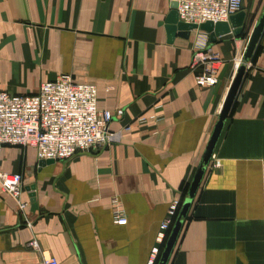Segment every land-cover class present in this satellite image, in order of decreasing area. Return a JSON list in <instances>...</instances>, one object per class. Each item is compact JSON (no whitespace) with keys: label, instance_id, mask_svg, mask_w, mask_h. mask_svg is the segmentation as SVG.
<instances>
[{"label":"crops","instance_id":"0c3cea01","mask_svg":"<svg viewBox=\"0 0 264 264\" xmlns=\"http://www.w3.org/2000/svg\"><path fill=\"white\" fill-rule=\"evenodd\" d=\"M263 5L243 0L241 29L228 19L230 31L210 40L199 28L170 39L167 0H0V90L30 95L68 73L96 86L99 110L123 109L108 124L115 140L67 160L2 147L0 171L21 176L26 206L0 185V264H41L33 237L57 264H148ZM202 44L222 58L213 86L190 68ZM249 62L166 264H264V29ZM113 198L125 224L112 220Z\"/></svg>","mask_w":264,"mask_h":264},{"label":"built area","instance_id":"2783aa9c","mask_svg":"<svg viewBox=\"0 0 264 264\" xmlns=\"http://www.w3.org/2000/svg\"><path fill=\"white\" fill-rule=\"evenodd\" d=\"M167 1L176 3L175 11L180 21L197 26L204 22L227 21L242 9L243 4V0ZM220 62L222 58L218 52L204 44L198 45L190 63V68L196 71V83L199 86L215 85ZM249 65L250 62L247 67ZM122 115L121 108L115 114L107 109L99 110L96 86L75 82L68 73L42 81L37 91L30 95H12L0 90V153L4 145L31 146L39 160H67L78 153L98 150L115 140L118 133L110 132L108 124L113 117ZM137 120L143 122L145 117ZM0 185L14 197L22 211L26 202L20 198L21 176L0 171ZM178 206L179 200L169 205L156 235L158 245L151 249L148 264H154ZM111 209L114 223L127 222L125 210L117 198L111 200ZM28 246L41 254V264H57L54 256L41 251L34 237Z\"/></svg>","mask_w":264,"mask_h":264},{"label":"water","instance_id":"95a60500","mask_svg":"<svg viewBox=\"0 0 264 264\" xmlns=\"http://www.w3.org/2000/svg\"><path fill=\"white\" fill-rule=\"evenodd\" d=\"M171 5H172V11H170L166 19L168 23L167 30H168V35L170 39L174 37L176 32H178L177 34L182 37H188L190 30L196 29V28H199L209 33L210 40H213L212 38H214L215 36H219V35L228 33L230 31V28L226 21H221V22H217L214 24L212 22H204L198 26L196 24L179 21L177 13L175 11L176 3L173 2L171 3ZM244 16H245L244 11H239L229 17L231 26L235 28L234 32H237L238 30L241 29ZM263 29H264V5H263L260 16L255 21L252 27V30L250 32L244 52L242 54L239 64L236 67L235 74L232 77L230 86L227 90V93L225 95L221 108L219 110L217 120L213 126V129L207 140L204 151L201 155L200 161L196 167L192 180L189 184L187 195L185 196V198L183 199L180 205L177 216L167 236V239L165 241L164 247L161 251L157 264H166L168 261V258L176 243L179 232L182 228L183 221L186 218L188 211L190 209L192 199L194 198L195 193L200 185V182L202 180L206 167L213 154L214 147L222 132L225 121L231 111V108L235 101L238 90L244 79L246 68H247V63L251 60L254 54L256 46L263 32Z\"/></svg>","mask_w":264,"mask_h":264},{"label":"trees","instance_id":"16d2710c","mask_svg":"<svg viewBox=\"0 0 264 264\" xmlns=\"http://www.w3.org/2000/svg\"><path fill=\"white\" fill-rule=\"evenodd\" d=\"M177 213H178V210H177L176 214L174 215V217H173V221H172V222H174V220H175V218H176V216H177ZM168 233H169V230H168V232H167V235H166L164 241H163L162 244L160 245L159 253H158L157 257H156V260H155L154 264H157V262H158L159 256H160L161 251H162V249H163V247H164V244H165V241H166V239H167Z\"/></svg>","mask_w":264,"mask_h":264},{"label":"rangeland","instance_id":"374dc122","mask_svg":"<svg viewBox=\"0 0 264 264\" xmlns=\"http://www.w3.org/2000/svg\"><path fill=\"white\" fill-rule=\"evenodd\" d=\"M247 1H249V0H247ZM259 13V12H258Z\"/></svg>","mask_w":264,"mask_h":264}]
</instances>
